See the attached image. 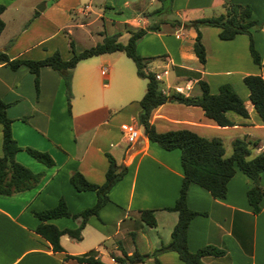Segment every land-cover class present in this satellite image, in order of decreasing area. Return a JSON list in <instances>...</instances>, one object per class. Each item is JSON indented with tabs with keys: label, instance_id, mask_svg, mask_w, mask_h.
Returning <instances> with one entry per match:
<instances>
[{
	"label": "crops",
	"instance_id": "0c3cea01",
	"mask_svg": "<svg viewBox=\"0 0 264 264\" xmlns=\"http://www.w3.org/2000/svg\"><path fill=\"white\" fill-rule=\"evenodd\" d=\"M15 1L0 0L5 5L1 19L6 8ZM39 1L44 5L41 11L34 10L26 22L15 20V31L4 40L0 39V49L10 58L41 59L50 55L59 49V42L54 38L64 29L65 33H70V27L82 28L99 19L103 27L98 32L101 40L107 35L104 20L126 31L147 26L153 17L147 18L143 10L132 9L129 14H121L113 20L100 12H91L88 2L79 6L84 0ZM140 1L122 0L120 5L130 10L131 5L139 6ZM224 1L249 4L251 18L264 24V0H172L170 8L182 23L217 13L222 10ZM23 3L27 12L33 10V2L25 0ZM71 10L83 19L71 20ZM91 14L95 17L91 18ZM2 21L4 26L0 36L7 29ZM154 24L157 28L148 30L137 41L135 51L142 57L152 58L145 69L160 74L157 81L162 93L175 89L184 95H199L198 80L207 83L210 93H216L220 84L227 83L247 111V117L226 111L232 125L218 126L198 106L166 101L149 113L148 121L155 131L188 129L206 138H219L223 148L234 138L246 137L257 141L249 157L262 150L264 125L249 101L242 77L259 74L264 82V29L251 31L261 63L257 66L251 61L246 34L222 40L217 37V27H200V40L205 50V62L201 64L192 50L194 29L186 28L180 33L181 25L160 21ZM206 27L215 28L213 38L208 31L210 38H203ZM127 37L128 33L124 32L118 40L124 43ZM62 45H65L64 40ZM115 52L122 51L95 55L75 64L71 71L68 106L63 80L50 67L39 69L35 91L33 75L25 66L12 70L0 64V98L9 104L6 114L12 120L13 138L21 147L47 152L53 161L52 166L45 167L23 149L16 152L15 160L31 171L41 173V178L28 190L0 194V264H88L65 256L83 255L89 251L105 264H119L112 255H120V249L126 254L134 250L149 253L169 240L177 213L164 208L171 206L178 194L183 175L180 152L177 148L162 149L145 134L137 141L126 142L120 125L140 126L138 100L144 93L145 79L136 75L135 66H130L118 55L113 57L111 54ZM59 55L68 59L71 52L67 50L66 54L59 52ZM118 60L121 66L114 65ZM102 66L106 67L104 73ZM104 77L105 82H102ZM159 82L164 86H159ZM195 85L196 90L191 92ZM105 153L111 155L117 165L126 167L125 173L111 186L108 201L99 208L97 215L87 218L80 239L61 234L62 250L52 251L49 243L35 233L39 220L32 212L54 206L59 198L72 213L92 206L96 200L94 191H77L68 179L77 171L89 182L102 183L108 166ZM251 184L238 169L227 181L222 198H213L201 186L189 184L186 205L198 214L190 219L186 229L187 249L195 251L210 245L222 250L217 256H203V264H264V170L259 175L263 195L256 214L252 213L246 199V190ZM141 210H152L154 226L140 218ZM79 220L59 217L47 222L58 229H73ZM156 260L159 264H183L172 251L160 252ZM139 264L156 263L148 257Z\"/></svg>",
	"mask_w": 264,
	"mask_h": 264
},
{
	"label": "trees",
	"instance_id": "16d2710c",
	"mask_svg": "<svg viewBox=\"0 0 264 264\" xmlns=\"http://www.w3.org/2000/svg\"><path fill=\"white\" fill-rule=\"evenodd\" d=\"M55 0H50L54 2ZM159 8L153 10V13H160V8L167 1V7L170 8L172 0H160ZM222 10L218 14L195 18L186 22L171 20L174 26L181 25L183 28H192L195 36L192 44V50L199 63L205 62V50L200 40L199 28L203 26H214L219 30L217 37L222 40L232 39L237 34H246L248 36V51L251 61L260 66L259 54L253 46L251 36L252 29H264V24L258 23L251 18V6L249 4H239L224 1L221 5ZM5 5L0 3V14ZM147 17V13L144 14ZM148 18V17H147ZM4 23L0 18V32ZM157 25L148 24L136 29H126L128 33L127 40L122 43L118 40L119 33L103 35L100 42L92 46L83 48L75 52L72 40L68 41L71 56L68 59H62L57 50L41 59H22L10 58L4 50L0 49V64L14 70L23 65L33 75V85L35 91L38 87V74L42 66H48L56 71L62 78L65 86V96L67 106L70 99V77L72 68L81 60L91 56L109 53L113 51H122L135 66L136 75L145 79V90L138 100L139 111L137 120L143 126V132L147 139L156 143L165 150L177 148L180 152V165L182 168V179L179 186L177 197L171 206L164 209L175 211L177 220L173 225L169 240L160 244L149 253H139L134 250L126 254L120 249V255H112L113 259L119 264H139L146 258L152 257L156 264V256L160 252L172 251L183 264H203L201 258L206 255L217 256L222 254V250L210 245L202 246L195 251H189L186 246V229L190 219L198 212L189 209L186 205V192L190 183L197 184L206 189L213 198H222L225 196L226 183L233 175L235 169L245 174L252 182L246 190V199L251 207L252 213L256 214L260 210L259 202L263 195V190L259 185V175L264 170V148L249 157L250 148L257 144L255 139L246 137L234 138L231 141V152L229 156L224 155V148L221 140L217 137L206 138L200 136L188 129L168 130L164 132L155 131L153 125L149 123V113L157 105L166 101H176L185 105H194L201 108L203 114L211 119L218 126H229L232 122L226 117V111H232L242 117H247V111L240 97L234 92L229 84L223 83L218 86L216 93H210L208 85L203 80H198L197 84L200 94L196 96L184 95L183 93L172 89L164 94L158 88V81L154 78V73L147 71L146 65L152 59L151 57H142L135 51L137 41L148 31L154 30ZM242 81L248 89V98L253 109L257 113L264 125V82L259 74H246ZM8 103L0 98V130H1V155H0V194L11 195L20 191L28 190L35 186L41 173H35L15 160L17 151L23 149L34 160L42 163L45 167H50L53 161L49 154L31 147H21L13 138L11 133L12 120L6 114ZM108 160V166L104 174L102 183H92L84 179L77 171L69 176V183L77 191L91 190L96 195L95 203L79 212L72 213L67 208L64 200L59 198L56 204L50 208L41 211H33L32 214L39 220L35 227V233L45 239L52 251H61L59 236L67 234L74 239H80L81 229L87 218L91 215L96 216L99 208L108 201V191L125 173L126 167L117 165L111 155L105 153ZM202 213V212H201ZM140 218L149 226H154L155 220L152 210H141ZM69 217L79 218L78 225L73 229H58L54 224L47 222L49 219ZM65 257L74 258L78 262L88 264H105L93 256V251L83 255H66Z\"/></svg>",
	"mask_w": 264,
	"mask_h": 264
},
{
	"label": "rangeland",
	"instance_id": "374dc122",
	"mask_svg": "<svg viewBox=\"0 0 264 264\" xmlns=\"http://www.w3.org/2000/svg\"><path fill=\"white\" fill-rule=\"evenodd\" d=\"M25 0H16L15 3L11 4L10 6H8L6 8V10L4 11V13L2 14V19L4 20V22L7 25V29L5 31L4 34H2V36H0V39L4 40L8 35L12 34L15 29L17 27H15L14 25V21L17 19H22V22H26L27 20H29L28 16H30L34 10H37L36 8H42L43 2L42 1H37V0H28L29 2H33V10H30V12L25 9V4L23 3ZM89 3L90 5V11L91 12H100L102 14H104V17L106 18H110L113 20H116L121 14H129V12L133 9V10H143L145 13H147V17H150L151 15H153L152 19L149 20L150 24H152L153 22L157 23L158 21L160 22H169L175 19V20H179V18L174 14V11L167 7V1H164V5L160 8L161 12L160 13H153L152 11L159 8L161 5V1L160 0H141L140 1V5L138 6V4H136V7L131 5L132 8H130V10L122 7V5H120V3L122 2V0H84L81 1L79 6H82L84 3ZM106 5V6H105ZM14 7H17V11H14ZM219 12H221V10H218L217 13H211L212 14H218ZM35 13V12H34ZM209 14V13H208ZM208 15V16H211ZM69 16L71 17V20H75L76 22L82 20V15L79 14H75L74 11H70L69 12ZM91 18L95 17L93 14H91L90 16ZM90 17L87 18L88 20H90ZM15 27V28H13ZM70 33H65L64 31L66 29H64V31H60L58 33V35L54 38L56 41H58L59 43V49L58 52H60V54H66L67 50H69L68 47V41L72 40V44H73V49L75 52H78L80 50H82L83 48H87L89 46L94 45L97 42H100V34L98 33L99 30H102L103 27L101 26V20H95L93 21L90 25L88 26H84L82 28H77V27H70ZM205 32H204V36L203 38H210V34L208 32L211 33L212 38H213V31L215 30V28L213 27H206ZM104 30L105 33L107 35H111V34H115V33H119L122 34L125 32V30H120L118 29L117 26L112 25L110 21L108 20H104ZM97 31V32H96ZM181 31L185 32L186 28L180 29V33ZM200 31V28H199ZM208 31V32H206ZM255 31L254 29H252V32ZM65 41V45H62V41ZM113 57H115L116 55H118L119 57H121V59H124V61H126V63H128L130 66H133V62L131 61V59H129L124 53L122 52H115L113 54ZM93 57V56H91ZM152 61L150 60L149 64ZM115 66H121V63L118 61H115L114 63ZM161 71V69L159 70ZM106 77V76H105ZM105 77L101 80L102 82H105ZM138 81H140L141 83H143V80L138 78ZM159 86L163 87L164 84L162 82H159ZM197 86H194V89L191 90V92H194L196 90ZM225 156H229L230 152H231V147L230 144L229 145H225ZM252 150V147L250 148V152Z\"/></svg>",
	"mask_w": 264,
	"mask_h": 264
},
{
	"label": "built area",
	"instance_id": "2783aa9c",
	"mask_svg": "<svg viewBox=\"0 0 264 264\" xmlns=\"http://www.w3.org/2000/svg\"><path fill=\"white\" fill-rule=\"evenodd\" d=\"M106 70L105 66L101 67L102 73H104ZM164 73V72H163ZM154 78L156 80L160 79V74L159 73H154ZM120 130L124 135V138L127 143H131L136 140V138L140 135L139 132V126L135 124H122L120 125Z\"/></svg>",
	"mask_w": 264,
	"mask_h": 264
},
{
	"label": "water",
	"instance_id": "95a60500",
	"mask_svg": "<svg viewBox=\"0 0 264 264\" xmlns=\"http://www.w3.org/2000/svg\"><path fill=\"white\" fill-rule=\"evenodd\" d=\"M36 9L38 11H41V8H39V7H37ZM139 132H140V135L136 138L135 141H137L140 138V136L144 134V132H143V126L142 125L139 126Z\"/></svg>",
	"mask_w": 264,
	"mask_h": 264
}]
</instances>
